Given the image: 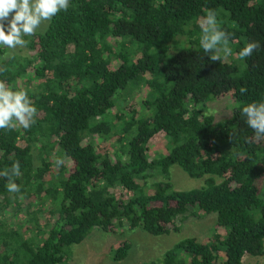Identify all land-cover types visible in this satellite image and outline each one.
<instances>
[{
    "label": "trees",
    "instance_id": "trees-1",
    "mask_svg": "<svg viewBox=\"0 0 264 264\" xmlns=\"http://www.w3.org/2000/svg\"><path fill=\"white\" fill-rule=\"evenodd\" d=\"M208 9L235 59L213 62L201 48ZM24 39L27 56L0 46V81L26 89L38 109L29 129H0V170L19 161L21 173L14 194L0 177V264H67L93 229L158 236L179 230L182 216L212 213L208 238H184L143 264H242L263 253L264 139L241 109L264 101V0H69ZM250 41L261 48L239 59ZM134 89L140 104L119 107ZM225 95L234 108L221 123L207 102ZM156 135L167 152L150 158ZM173 165L204 185L175 189ZM128 249L120 244L113 260Z\"/></svg>",
    "mask_w": 264,
    "mask_h": 264
},
{
    "label": "clouds",
    "instance_id": "clouds-1",
    "mask_svg": "<svg viewBox=\"0 0 264 264\" xmlns=\"http://www.w3.org/2000/svg\"><path fill=\"white\" fill-rule=\"evenodd\" d=\"M68 7L69 0H0V46L9 50L24 47L27 44L25 36H34L43 22L51 20L62 10L67 11ZM198 22L201 29L199 43L210 60L220 61L221 54L223 57L231 56V34L220 27L215 10L208 9ZM260 48L258 41L247 42L238 57L244 60ZM240 92H247V88L242 86ZM37 115L38 109L26 89L14 90L0 81V129L12 130L19 125L27 130L35 123ZM241 115L255 138L264 139V101L246 104ZM63 163V158L56 159L57 166ZM20 175L19 161L0 170V177L6 178L10 194L20 192V186L15 182Z\"/></svg>",
    "mask_w": 264,
    "mask_h": 264
},
{
    "label": "rangeland",
    "instance_id": "rangeland-1",
    "mask_svg": "<svg viewBox=\"0 0 264 264\" xmlns=\"http://www.w3.org/2000/svg\"><path fill=\"white\" fill-rule=\"evenodd\" d=\"M48 22H43L36 32H42L48 25ZM30 53L25 46H18L14 50L7 49L5 56L12 54L27 56ZM235 58L236 54L224 57L227 61ZM142 97L143 90L134 89L133 95L119 96L118 106L122 107L132 100L139 105ZM233 108L234 102L230 95L211 98L207 102V113L213 115L216 121L221 123H225L232 118ZM114 110L109 117H113ZM111 141L109 140L108 144ZM166 147H168L167 141L160 139V135H156L151 140L147 153L150 158L159 156L167 152ZM35 163H37L36 160ZM170 173V180L177 190H189L204 185V178H192L178 165H173L170 168ZM153 180L154 178L150 179V182ZM259 194L264 198V184L261 186ZM215 219V213L208 214L202 218L182 216L179 222H177L179 230L158 236L149 234L140 228L129 230L127 225L119 227L112 232L93 229L85 240L70 247V258L67 260V264H143L146 261L158 260L162 258L164 252L184 238L194 237L198 240L208 238L216 231ZM14 220H19V218H14ZM20 222L22 224L25 221L21 218ZM27 224L25 222L24 226ZM219 230L223 233V229L219 228ZM124 242H127L129 245L127 256L122 260H113L115 250ZM222 257L223 254L221 253ZM242 264H264V251L257 256L245 255Z\"/></svg>",
    "mask_w": 264,
    "mask_h": 264
}]
</instances>
